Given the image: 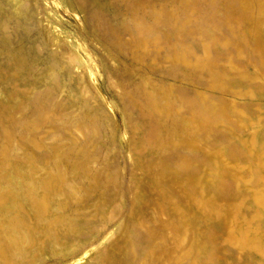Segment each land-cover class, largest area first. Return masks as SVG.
I'll return each mask as SVG.
<instances>
[{"label":"rangeland","instance_id":"obj_1","mask_svg":"<svg viewBox=\"0 0 264 264\" xmlns=\"http://www.w3.org/2000/svg\"><path fill=\"white\" fill-rule=\"evenodd\" d=\"M0 264H264V0H0Z\"/></svg>","mask_w":264,"mask_h":264}]
</instances>
